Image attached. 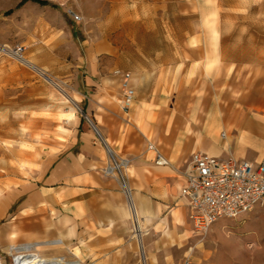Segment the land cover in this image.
I'll use <instances>...</instances> for the list:
<instances>
[{"label": "crops", "instance_id": "obj_1", "mask_svg": "<svg viewBox=\"0 0 264 264\" xmlns=\"http://www.w3.org/2000/svg\"><path fill=\"white\" fill-rule=\"evenodd\" d=\"M204 6L202 31H173L167 37L151 27L132 32L124 66L113 69L129 72L137 91L128 110L106 94V71L93 60L98 79L88 77L83 89L97 96L87 113L99 133L75 114L69 139L46 159L42 175L50 193L61 195L62 217L92 220L122 206L128 193L136 209L139 201L147 205L141 220L148 243L177 246L192 233L181 190L194 152L264 162V0H224V33L214 30L222 20L213 16L219 3L206 0ZM132 20L158 24L162 17ZM162 39L169 40L166 46ZM116 52L108 49L110 56ZM73 88L82 101L80 85ZM104 141L121 166L110 174L106 169L113 163ZM149 143L168 165L155 164Z\"/></svg>", "mask_w": 264, "mask_h": 264}, {"label": "rangeland", "instance_id": "obj_2", "mask_svg": "<svg viewBox=\"0 0 264 264\" xmlns=\"http://www.w3.org/2000/svg\"><path fill=\"white\" fill-rule=\"evenodd\" d=\"M20 1L0 0V194L14 192L0 199V264L14 262L24 247L43 258H65L56 249L38 250L42 239L26 238L37 222L63 216L60 203L28 198L34 192L54 191L42 175L46 159L70 137L66 119L72 108L94 129L87 105L97 96L91 88L83 89L88 77L98 79L93 77V60H100L106 71L102 72L106 94L119 101L122 78L113 69L124 66L132 32L140 34L151 27L160 37H167L173 31H202L201 17L207 10L206 0H159L158 7L153 2L148 6L147 0H48L56 7L33 1L18 6ZM213 2L220 5L213 8V16L222 19L214 30L224 33V0ZM9 9L13 12L5 15ZM151 15L162 17V22L132 20ZM168 41L162 39L164 46ZM146 43L141 42L142 46ZM110 46L116 47V55H109ZM17 47H22L23 58L12 54ZM21 59L31 60L43 74ZM77 84L84 91L82 101L73 88ZM14 232L22 235L19 243L9 239ZM119 238L112 250L118 264H264V205L239 218L218 221L203 234L192 231L173 247L148 243L141 230L138 241L132 219Z\"/></svg>", "mask_w": 264, "mask_h": 264}, {"label": "built area", "instance_id": "obj_3", "mask_svg": "<svg viewBox=\"0 0 264 264\" xmlns=\"http://www.w3.org/2000/svg\"><path fill=\"white\" fill-rule=\"evenodd\" d=\"M15 54L23 58L22 47H17ZM114 73L123 79L120 104L128 110L136 96L134 87L129 84L130 73L120 69ZM148 149L154 153L156 165L169 164L155 144L149 143ZM120 168L119 162L115 161L107 167L106 173ZM181 195L190 209L193 233L203 234L218 221L239 218L264 205V162L194 152L185 170Z\"/></svg>", "mask_w": 264, "mask_h": 264}, {"label": "bare ground", "instance_id": "obj_4", "mask_svg": "<svg viewBox=\"0 0 264 264\" xmlns=\"http://www.w3.org/2000/svg\"><path fill=\"white\" fill-rule=\"evenodd\" d=\"M12 54L17 56L14 51ZM21 60L38 73L43 74V71L31 60ZM69 98L67 97L68 101H71L72 99ZM74 119L75 112L74 108H72L66 120L69 125H72ZM12 195H14V192H9L4 197L0 194V199H8ZM29 198V200L38 199L44 204H50L58 203L61 195L58 193H42L39 195L34 192L30 194ZM135 207L134 202L127 193L126 203L114 211L95 214L92 217L93 222H84L72 217L39 221L33 225L34 232L28 234L26 238L37 241L42 239L37 242L39 244L38 250L42 248H46V250L56 249L63 253L65 258H43L40 254L33 253L24 247L17 251L19 256L14 262H10L11 264H118V256L112 251L113 246L120 240V234L127 232L128 223H130L131 219L138 241H140V230L144 232L141 216H145L147 205L144 201H139L137 202V209ZM9 239L13 243H19L20 240H23L22 235L18 234V232L12 233ZM1 264H6V261Z\"/></svg>", "mask_w": 264, "mask_h": 264}, {"label": "trees", "instance_id": "obj_5", "mask_svg": "<svg viewBox=\"0 0 264 264\" xmlns=\"http://www.w3.org/2000/svg\"><path fill=\"white\" fill-rule=\"evenodd\" d=\"M27 1H33V2H37V3L41 4V5H52V6L56 7L55 4L50 3V1H48V0H21V1L19 2L18 6L22 5L23 3L27 2ZM12 12H13V9H9V10L5 11L4 14H5V15H9V14H11ZM84 109H85V108H84Z\"/></svg>", "mask_w": 264, "mask_h": 264}, {"label": "water", "instance_id": "obj_6", "mask_svg": "<svg viewBox=\"0 0 264 264\" xmlns=\"http://www.w3.org/2000/svg\"><path fill=\"white\" fill-rule=\"evenodd\" d=\"M90 121H91V123H92L94 129L96 130V132L99 133V132H98V129H97L96 126H95V124L92 122V120H90ZM104 143H105V141H104ZM105 145H106V143H105ZM106 146H107V145H106ZM107 149H108V152L111 153V155H112V152H111L110 148H108V146H107ZM112 156H113V155H112Z\"/></svg>", "mask_w": 264, "mask_h": 264}]
</instances>
